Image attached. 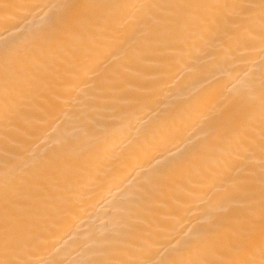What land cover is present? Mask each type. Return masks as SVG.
<instances>
[{
    "label": "bare ground",
    "instance_id": "obj_1",
    "mask_svg": "<svg viewBox=\"0 0 264 264\" xmlns=\"http://www.w3.org/2000/svg\"><path fill=\"white\" fill-rule=\"evenodd\" d=\"M260 3L0 0V260L211 264L258 234ZM146 15L160 22L148 39ZM208 15L219 30L201 38Z\"/></svg>",
    "mask_w": 264,
    "mask_h": 264
},
{
    "label": "snow or ice",
    "instance_id": "obj_2",
    "mask_svg": "<svg viewBox=\"0 0 264 264\" xmlns=\"http://www.w3.org/2000/svg\"><path fill=\"white\" fill-rule=\"evenodd\" d=\"M7 7V6H5ZM67 9H72L74 7H85V8H111L116 7L113 5H65ZM135 7V6H128ZM166 7L174 8L177 10H198L204 8H219V7H228L226 5H200V4H176L168 5ZM250 9L259 8L260 10V20H261V42L264 43V0H261L259 5H249L247 6ZM227 24L234 25L239 28L242 27L237 20L228 17L225 21ZM160 22L153 18L152 16L146 15L139 18L136 21L137 30L141 32L145 39L150 38L154 29L158 26ZM203 29L200 33L201 38H206L209 33L213 30L218 31L220 26V21L214 15H208L203 17ZM7 62V58H6ZM5 86H8L7 74L5 79ZM233 121L229 120L225 123L224 132L228 133L232 130ZM260 135L264 138V119L261 121V131ZM250 138L248 140H240L238 142V148L241 151L250 148ZM42 163V162H38ZM264 183V182H262ZM260 205L262 208L261 218H260V231L257 234L254 230L249 229L246 232L236 235L234 238L230 239L228 245V258L221 259L211 264H264V187H262L260 193ZM5 205H4V218H5V234L7 235L9 224L13 221L15 213L19 208L18 200L12 196L9 192V189L6 185L5 187ZM254 223V221H253ZM211 229V225L209 226ZM197 241H193L196 243ZM0 264H29L21 259H5L0 260ZM209 264V262H205Z\"/></svg>",
    "mask_w": 264,
    "mask_h": 264
}]
</instances>
